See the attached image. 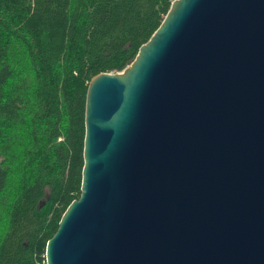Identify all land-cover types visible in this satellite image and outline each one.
<instances>
[{"label": "water", "instance_id": "95a60500", "mask_svg": "<svg viewBox=\"0 0 264 264\" xmlns=\"http://www.w3.org/2000/svg\"><path fill=\"white\" fill-rule=\"evenodd\" d=\"M85 126L46 264H264V0H175Z\"/></svg>", "mask_w": 264, "mask_h": 264}, {"label": "trees", "instance_id": "16d2710c", "mask_svg": "<svg viewBox=\"0 0 264 264\" xmlns=\"http://www.w3.org/2000/svg\"><path fill=\"white\" fill-rule=\"evenodd\" d=\"M175 0H0V264H46L81 196L86 102Z\"/></svg>", "mask_w": 264, "mask_h": 264}]
</instances>
